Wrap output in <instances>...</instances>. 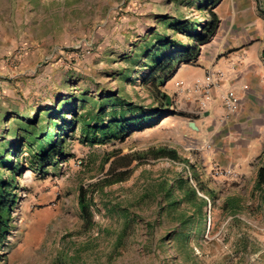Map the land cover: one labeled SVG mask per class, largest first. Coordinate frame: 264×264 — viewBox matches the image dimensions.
Masks as SVG:
<instances>
[{
  "label": "rangeland",
  "instance_id": "obj_1",
  "mask_svg": "<svg viewBox=\"0 0 264 264\" xmlns=\"http://www.w3.org/2000/svg\"><path fill=\"white\" fill-rule=\"evenodd\" d=\"M212 2L0 0V174L18 185L0 264H264L256 181L207 169L198 132L184 123L203 115L201 105L175 107L185 115L161 117L124 141L91 142L83 133L84 119L94 125L100 114L109 121L111 111L130 117L163 107L169 80L157 86V78L170 74L168 66L147 77L193 43L191 27L182 31L181 23L202 31L214 11L220 23L210 41L232 24L245 41L264 40V0ZM199 56L174 63L171 79L182 65L197 66ZM67 122L74 127L63 128ZM50 130L60 150L41 166L32 136ZM161 149L179 159L159 156ZM123 171L122 181L107 184ZM181 175L198 190L203 185V207L187 187L178 189ZM82 186L93 191L92 222L79 208ZM228 197L241 198L234 212L225 207Z\"/></svg>",
  "mask_w": 264,
  "mask_h": 264
},
{
  "label": "crops",
  "instance_id": "obj_2",
  "mask_svg": "<svg viewBox=\"0 0 264 264\" xmlns=\"http://www.w3.org/2000/svg\"><path fill=\"white\" fill-rule=\"evenodd\" d=\"M231 32L239 37H230ZM220 36L202 48L197 66L182 65L164 91L170 109L190 111L205 99L203 89H195V82L212 76L214 86L208 106L193 120L199 128L195 143L205 147L208 170L256 181L264 162V40L245 41L233 24ZM27 60L26 65L34 61ZM20 82L24 84V80ZM227 97L235 101V113L226 109ZM190 121L184 123L189 125Z\"/></svg>",
  "mask_w": 264,
  "mask_h": 264
},
{
  "label": "trees",
  "instance_id": "obj_3",
  "mask_svg": "<svg viewBox=\"0 0 264 264\" xmlns=\"http://www.w3.org/2000/svg\"><path fill=\"white\" fill-rule=\"evenodd\" d=\"M219 1L220 0H213L212 5L215 6ZM219 23L220 19L214 11H210V20L209 22L205 23L204 26H202V31H199V24L194 25L188 24L187 22L181 23L179 25V28H181L182 31H187L186 29L188 28V26L191 27L193 33H191L190 38L194 40L193 43L186 45L184 49L174 52L173 55L165 57V61L163 60L160 62L161 69L158 67L152 69L149 77L147 78H155L154 75L161 73V71L166 66H168L170 74L167 76L163 75L164 77L162 75H159L160 78H157L159 83H156L157 86L165 84V82L170 80L176 72V66L174 65V63L178 61L188 62L192 59H196L200 54L201 46L207 44L210 41L211 37L217 32ZM169 43V41H166L165 45L167 46ZM153 51H155V49H151L150 54H152ZM158 94L159 93H157V95ZM111 96L114 97V94H112ZM162 97L165 100V104L158 110L153 109L151 111H141L137 115L130 117L126 116L123 111H111L112 116L109 121L104 120L100 116V114L95 117L97 122H95L94 125H92L90 121L84 119L85 126L83 127V133L84 136H86L85 138H87L86 140L94 142L98 141L99 138H107L124 141L135 131H139L145 127H148L149 125H154L161 117H165L170 114H177L181 116L185 115V113L183 112L170 109L168 95L162 94ZM71 100L72 99L70 98L68 101ZM50 114L53 113L50 112ZM95 118L92 117L90 120H93ZM73 120L76 121L77 119L73 118ZM66 124L67 125H65V127L63 128L74 127L73 122H67ZM29 127L35 128L36 125H30ZM52 132L53 131L50 130L47 134L42 135L41 137L32 136L33 143L37 144V147L39 149V151L34 154L33 160L41 166L53 164L54 155L60 150V144L58 143V141H53L54 134ZM91 135L93 136V139L90 138ZM97 136L100 137L98 138ZM47 144L49 147L47 146ZM158 154L159 156L169 157L173 160L179 159L177 151L173 149H161ZM125 173H127V171L116 173L115 175L117 176V178L112 181H107V184L122 181L124 179ZM176 182L178 189H184L185 187H187V197L192 196L195 199H199L202 207L204 206V204H206L207 200L201 197L198 193V191L204 190L203 185H201L200 190H198L195 187H192L189 183V180L182 175L178 177ZM17 188L18 185L15 181V178L12 180L5 179L3 175L0 174V244L3 242L4 238L10 230L11 210L13 205L17 201ZM257 192L260 194V197L264 202V162L259 167L252 194H256ZM78 201L82 216L85 218L86 222H92L93 216L91 213V205L93 204V191L92 193H89L88 188H86L85 186L80 187ZM240 202L241 198L228 197L227 201L225 202V207L231 209L234 212L240 207Z\"/></svg>",
  "mask_w": 264,
  "mask_h": 264
},
{
  "label": "built area",
  "instance_id": "obj_4",
  "mask_svg": "<svg viewBox=\"0 0 264 264\" xmlns=\"http://www.w3.org/2000/svg\"><path fill=\"white\" fill-rule=\"evenodd\" d=\"M78 48V47H77ZM50 57H48V59H50ZM52 59V58H51ZM195 89H199L202 88L204 91V95H205V99L203 101H201L200 105L201 108L203 110H205L208 106L209 100H210V95H211V90L214 86V81L212 76H207L204 80H197L195 82ZM224 105L226 107V109H228V111L230 113H235L237 110V105L235 103V101L231 98V97H227L225 99Z\"/></svg>",
  "mask_w": 264,
  "mask_h": 264
},
{
  "label": "water",
  "instance_id": "obj_5",
  "mask_svg": "<svg viewBox=\"0 0 264 264\" xmlns=\"http://www.w3.org/2000/svg\"><path fill=\"white\" fill-rule=\"evenodd\" d=\"M189 126H190L193 130H198V129H199L195 121H190Z\"/></svg>",
  "mask_w": 264,
  "mask_h": 264
}]
</instances>
